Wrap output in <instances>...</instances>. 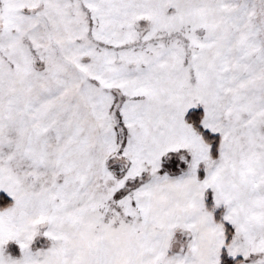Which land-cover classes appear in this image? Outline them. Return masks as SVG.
<instances>
[{"label": "snow or ice", "instance_id": "6c2138e0", "mask_svg": "<svg viewBox=\"0 0 264 264\" xmlns=\"http://www.w3.org/2000/svg\"><path fill=\"white\" fill-rule=\"evenodd\" d=\"M0 264H264V0H0Z\"/></svg>", "mask_w": 264, "mask_h": 264}]
</instances>
